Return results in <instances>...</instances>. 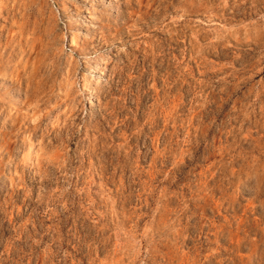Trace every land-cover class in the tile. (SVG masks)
Returning <instances> with one entry per match:
<instances>
[{"label": "rangeland", "instance_id": "1", "mask_svg": "<svg viewBox=\"0 0 264 264\" xmlns=\"http://www.w3.org/2000/svg\"><path fill=\"white\" fill-rule=\"evenodd\" d=\"M0 264H264V0H0Z\"/></svg>", "mask_w": 264, "mask_h": 264}]
</instances>
